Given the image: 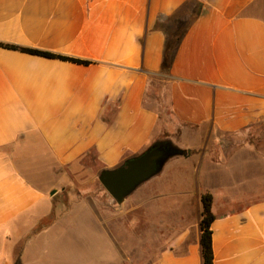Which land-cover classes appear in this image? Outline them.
Here are the masks:
<instances>
[{
  "label": "crops",
  "instance_id": "1",
  "mask_svg": "<svg viewBox=\"0 0 264 264\" xmlns=\"http://www.w3.org/2000/svg\"><path fill=\"white\" fill-rule=\"evenodd\" d=\"M0 44V264H62L52 235L90 222L204 264L207 192L214 264H264V0H0ZM157 142L177 154L121 204L74 198L91 155Z\"/></svg>",
  "mask_w": 264,
  "mask_h": 264
},
{
  "label": "rangeland",
  "instance_id": "2",
  "mask_svg": "<svg viewBox=\"0 0 264 264\" xmlns=\"http://www.w3.org/2000/svg\"><path fill=\"white\" fill-rule=\"evenodd\" d=\"M86 163L88 170L85 179L87 182L85 185L78 183L77 194L74 195V198L81 197L86 200L92 197L94 202L100 198L101 203L106 204V196L99 195L105 193L106 190L99 181L100 175H97L98 165L95 157L91 155ZM82 176L84 177V174ZM90 178L91 182L88 181ZM79 190H82L83 193L81 194ZM92 202L90 200L89 203ZM112 210L113 208L109 206V212ZM110 214L112 215V213ZM142 225L143 223L132 227L129 232L122 227L119 229L117 226L118 228L114 230L115 234L113 232L109 234L101 226H94V223L90 222L88 226L75 224L65 229L57 228L52 237L60 248L66 250L62 264H146L147 248L143 241H139L143 239ZM44 263L60 264L48 259H44Z\"/></svg>",
  "mask_w": 264,
  "mask_h": 264
},
{
  "label": "water",
  "instance_id": "3",
  "mask_svg": "<svg viewBox=\"0 0 264 264\" xmlns=\"http://www.w3.org/2000/svg\"><path fill=\"white\" fill-rule=\"evenodd\" d=\"M176 154L174 148L167 146L148 150L141 156L128 160L117 169L103 171L99 176V181L106 191L121 204L141 184L155 176L165 162Z\"/></svg>",
  "mask_w": 264,
  "mask_h": 264
},
{
  "label": "trees",
  "instance_id": "4",
  "mask_svg": "<svg viewBox=\"0 0 264 264\" xmlns=\"http://www.w3.org/2000/svg\"><path fill=\"white\" fill-rule=\"evenodd\" d=\"M1 46H7L0 44ZM10 48H18L15 46H7ZM22 50L30 53H34L37 55L49 57V58H60L68 61H72L75 63H82V64H89L87 61L83 60H78L74 58H69V57H63L59 56L56 54L48 53V52H43V51H37V50H32V49H26L23 48ZM163 143L162 142H157L155 145H153L151 149L157 148L161 146ZM178 153H183L182 150H178ZM213 202H214V196L211 192H207L202 195V204H203V210H202V215H201V245H202V253H203V258H204V264H214V253H213V245H212V236H213V231H212V224L216 219V216L213 212Z\"/></svg>",
  "mask_w": 264,
  "mask_h": 264
}]
</instances>
